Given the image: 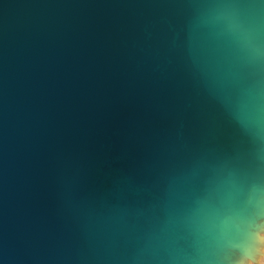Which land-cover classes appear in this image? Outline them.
Returning <instances> with one entry per match:
<instances>
[{
	"label": "water",
	"instance_id": "95a60500",
	"mask_svg": "<svg viewBox=\"0 0 264 264\" xmlns=\"http://www.w3.org/2000/svg\"><path fill=\"white\" fill-rule=\"evenodd\" d=\"M263 184L264 0H0V264H228Z\"/></svg>",
	"mask_w": 264,
	"mask_h": 264
},
{
	"label": "bare ground",
	"instance_id": "6f19581e",
	"mask_svg": "<svg viewBox=\"0 0 264 264\" xmlns=\"http://www.w3.org/2000/svg\"><path fill=\"white\" fill-rule=\"evenodd\" d=\"M261 191L264 196V184ZM203 197L205 199L207 198L206 192ZM215 216L216 212L214 217ZM214 219L216 220L217 216ZM210 233L211 231L208 230V238L210 237ZM261 251H264V199L259 208L258 216L250 225L243 242L240 244L239 250L232 254L228 264H250L251 261L256 259ZM206 262L208 263L207 259ZM261 264H264V260L261 261Z\"/></svg>",
	"mask_w": 264,
	"mask_h": 264
},
{
	"label": "clouds",
	"instance_id": "9594fccd",
	"mask_svg": "<svg viewBox=\"0 0 264 264\" xmlns=\"http://www.w3.org/2000/svg\"><path fill=\"white\" fill-rule=\"evenodd\" d=\"M264 260V251H261V253L256 257L254 261H251L250 264H261V261Z\"/></svg>",
	"mask_w": 264,
	"mask_h": 264
}]
</instances>
